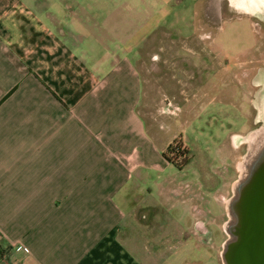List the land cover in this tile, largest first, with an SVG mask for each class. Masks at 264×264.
Here are the masks:
<instances>
[{"label": "crops", "instance_id": "crops-1", "mask_svg": "<svg viewBox=\"0 0 264 264\" xmlns=\"http://www.w3.org/2000/svg\"><path fill=\"white\" fill-rule=\"evenodd\" d=\"M200 1L187 20L188 0H0V264H207L218 168L171 179L181 136L150 131L138 68L158 31L194 35Z\"/></svg>", "mask_w": 264, "mask_h": 264}, {"label": "rangeland", "instance_id": "rangeland-1", "mask_svg": "<svg viewBox=\"0 0 264 264\" xmlns=\"http://www.w3.org/2000/svg\"><path fill=\"white\" fill-rule=\"evenodd\" d=\"M175 1L176 7L185 4V0ZM194 1L188 0L190 13L183 14L187 20L192 19ZM235 3L201 0L194 35L171 43L170 32L158 31L143 49L138 63L144 82L141 112L150 131L159 132L160 140L176 132L181 137L175 140L182 141L190 158L185 172L172 168L171 179L184 185L204 175L199 173V167L206 162L218 168V205L210 199L211 209L218 215V226L211 230V244L216 249L207 248V264H226L222 254L227 243L237 236L238 223L229 216L227 202L232 201V214L236 216L234 185L243 177L248 142L244 136L231 143L230 133L251 130L264 121V84L250 85L264 79L256 76L264 70V3L251 15L236 11L231 7ZM182 25L183 33L189 35L190 28ZM200 37L212 41L201 42ZM176 53V68L184 73L172 69L171 59ZM182 84L187 86L185 94L180 92ZM258 120L260 123L254 125ZM202 239L209 241L207 236Z\"/></svg>", "mask_w": 264, "mask_h": 264}, {"label": "water", "instance_id": "water-1", "mask_svg": "<svg viewBox=\"0 0 264 264\" xmlns=\"http://www.w3.org/2000/svg\"><path fill=\"white\" fill-rule=\"evenodd\" d=\"M245 188L237 193L241 213L237 216L235 209L234 217L240 230L224 249L222 256L226 264H264V188L258 189L254 199Z\"/></svg>", "mask_w": 264, "mask_h": 264}, {"label": "flooded vegetation", "instance_id": "flooded-vegetation-1", "mask_svg": "<svg viewBox=\"0 0 264 264\" xmlns=\"http://www.w3.org/2000/svg\"><path fill=\"white\" fill-rule=\"evenodd\" d=\"M232 3H235L233 0H230ZM264 3V0H239L238 2H236L235 6L238 7V10L242 11L245 14H254L256 11H259L258 7L262 6L261 4ZM260 121H256L254 123V125L259 124ZM264 129V121L262 122L261 125L253 127L250 130V133H254V132H258L260 130ZM248 145V144H247ZM264 148V145H263ZM249 152V145L247 146V154ZM256 159V160H255ZM248 173H247V179L246 182L241 184V188H243L244 186L246 187V191L250 192L252 194V198L254 199V194L258 191V189L261 187V189L264 188V158L257 159V156L254 157V162H251L248 166L247 169ZM241 190V189H240ZM233 196H235V200L238 201L236 203L237 207H235L236 212H237V216L239 215V211L241 213V209L239 206L240 203V198H238L237 194H234ZM239 200H238V199ZM240 230V225L238 224L237 227V235L239 233Z\"/></svg>", "mask_w": 264, "mask_h": 264}, {"label": "bare ground", "instance_id": "bare-ground-1", "mask_svg": "<svg viewBox=\"0 0 264 264\" xmlns=\"http://www.w3.org/2000/svg\"><path fill=\"white\" fill-rule=\"evenodd\" d=\"M247 142L249 145V152L246 156V161L243 164L244 166H242V169H243L242 176L243 177L241 178L240 182H238L237 184L234 185V190H235L236 194L240 191L241 184L243 182L244 183L246 182L247 173H248L247 169H248L249 164L251 162H254V157L257 156V159L258 158H260V159L264 158V148H263V145H264V129L260 130L258 132L250 133L247 137ZM227 208H228L229 216L232 217V220L234 218V221H235V217L232 214L233 213L232 201L227 202ZM229 227H230V225L229 226L227 225L226 230L232 236V232H230Z\"/></svg>", "mask_w": 264, "mask_h": 264}, {"label": "trees", "instance_id": "trees-1", "mask_svg": "<svg viewBox=\"0 0 264 264\" xmlns=\"http://www.w3.org/2000/svg\"><path fill=\"white\" fill-rule=\"evenodd\" d=\"M181 148V142L174 140L168 145L167 149L163 153L164 159L179 171L186 167L190 162L188 151H186L184 148ZM1 258L2 252H0V260Z\"/></svg>", "mask_w": 264, "mask_h": 264}, {"label": "built area", "instance_id": "built-area-1", "mask_svg": "<svg viewBox=\"0 0 264 264\" xmlns=\"http://www.w3.org/2000/svg\"><path fill=\"white\" fill-rule=\"evenodd\" d=\"M182 149V148H181Z\"/></svg>", "mask_w": 264, "mask_h": 264}]
</instances>
